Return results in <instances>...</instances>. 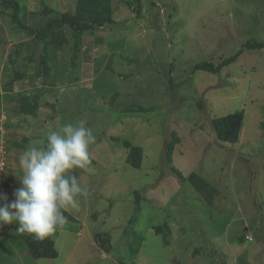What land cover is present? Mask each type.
I'll list each match as a JSON object with an SVG mask.
<instances>
[{
	"label": "rangeland",
	"instance_id": "rangeland-1",
	"mask_svg": "<svg viewBox=\"0 0 264 264\" xmlns=\"http://www.w3.org/2000/svg\"><path fill=\"white\" fill-rule=\"evenodd\" d=\"M17 1L37 30L77 6ZM132 1L112 0L113 24L85 32L78 51L69 29L49 76L46 43L58 32L38 40L0 5V204L22 186L19 156L49 131L83 122L95 137L90 170L78 169L87 195L51 235L58 257L32 258L3 224L0 264H264V50L193 72L264 42V0ZM34 95L36 116L21 115L22 96ZM236 112L239 141H218L212 120Z\"/></svg>",
	"mask_w": 264,
	"mask_h": 264
},
{
	"label": "clouds",
	"instance_id": "clouds-1",
	"mask_svg": "<svg viewBox=\"0 0 264 264\" xmlns=\"http://www.w3.org/2000/svg\"><path fill=\"white\" fill-rule=\"evenodd\" d=\"M94 141L92 130L83 122L68 123L49 131L43 146L26 148L18 160L22 186L11 203L0 204V225L16 223L18 233L38 240L64 226V211L78 209L79 198L87 195L74 173L89 169ZM0 200L7 201V197L0 196Z\"/></svg>",
	"mask_w": 264,
	"mask_h": 264
},
{
	"label": "trees",
	"instance_id": "trees-1",
	"mask_svg": "<svg viewBox=\"0 0 264 264\" xmlns=\"http://www.w3.org/2000/svg\"><path fill=\"white\" fill-rule=\"evenodd\" d=\"M126 4L132 6L134 2L132 0H126ZM0 5L5 9L4 12L8 14L11 18L14 27L21 31L29 33L31 36L35 35L38 40H44L47 38L49 33L55 31L58 32L59 39L53 38L47 41V48H52L56 53L51 55V58L44 59L45 70L47 71L46 76H49L51 66L48 64L55 63V55L58 52L64 50V44L68 41L65 35L71 32L76 36V43L74 46V52L78 51L81 47V37L82 35L95 28H103L106 25L113 24L112 20V0H77V6L75 13L65 12V13H55L54 18L49 20L47 24L43 25L39 30L35 29L32 25H27L23 22L20 16V4L17 0H0ZM70 29V30H69ZM264 50V42L258 41H248L243 44L242 48L234 55L227 59L222 60L219 64H214L210 62L198 63L194 66L193 72L205 71L212 74H218L221 70L238 60V58L244 53V50ZM47 54V51H45ZM76 54V53H75ZM77 55V54H76ZM63 56V54H62ZM21 77L20 75H18ZM40 98L39 95L34 96H22L21 98V110L20 114L26 116V114L31 113V116H36L38 111V102ZM23 101V102H22ZM34 102V103H33ZM36 106H33V104ZM244 113L236 112L229 114L225 117L215 118L212 120V125L215 130L216 138L218 141L226 144H236L240 138V132L243 127ZM4 134L0 135V139H4ZM29 138L26 137L22 142L28 141ZM1 147L5 148V142H0ZM19 145H16L18 147ZM2 149V148H0ZM4 151V150H3ZM5 153V152H4ZM3 153V154H4ZM129 163L133 166L139 167L142 162V149L140 147H133L130 152ZM173 154V145L168 146V158L171 160ZM75 175L79 177L80 170H76ZM180 178L182 174L177 172ZM138 200L141 199L140 194H137ZM65 216L70 219L72 216L65 210ZM18 225L13 223L7 225L8 231H13L22 240L30 256L34 259H56L58 257V251L55 248V242L51 239V236L38 240L34 236L27 233H18L16 231ZM157 234L162 233V227L154 228Z\"/></svg>",
	"mask_w": 264,
	"mask_h": 264
},
{
	"label": "crops",
	"instance_id": "crops-1",
	"mask_svg": "<svg viewBox=\"0 0 264 264\" xmlns=\"http://www.w3.org/2000/svg\"><path fill=\"white\" fill-rule=\"evenodd\" d=\"M49 117V115H46V118H48Z\"/></svg>",
	"mask_w": 264,
	"mask_h": 264
}]
</instances>
